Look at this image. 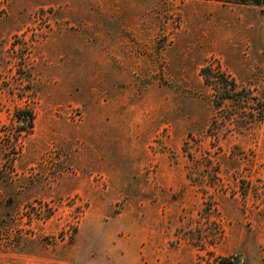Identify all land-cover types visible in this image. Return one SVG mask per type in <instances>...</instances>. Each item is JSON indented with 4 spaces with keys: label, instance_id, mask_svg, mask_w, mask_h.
I'll list each match as a JSON object with an SVG mask.
<instances>
[{
    "label": "rangeland",
    "instance_id": "obj_1",
    "mask_svg": "<svg viewBox=\"0 0 264 264\" xmlns=\"http://www.w3.org/2000/svg\"><path fill=\"white\" fill-rule=\"evenodd\" d=\"M235 259L264 264V9L0 0V264Z\"/></svg>",
    "mask_w": 264,
    "mask_h": 264
},
{
    "label": "trees",
    "instance_id": "obj_2",
    "mask_svg": "<svg viewBox=\"0 0 264 264\" xmlns=\"http://www.w3.org/2000/svg\"><path fill=\"white\" fill-rule=\"evenodd\" d=\"M221 1H224V2H227V3L249 4V5H253V6L260 7V8L264 9V0H221ZM201 72H202V76H204L205 81L207 82V79H206L207 78V73H210V71L205 68ZM214 78H216V80H218L217 83L220 86H222L223 89H225L227 80H225L223 78V75H221V76H219V75L217 76L216 75ZM227 83H228L227 85L229 87H232V88L235 87V84H234V82L232 80H229ZM218 95L219 94H215L214 97H213L214 98L213 99V106H215V107L216 106L219 107L218 102L215 101V99H216L215 96H218ZM232 97L233 96H229L227 93H223L222 96H220L218 99H219V101H221V99L230 100V99H232Z\"/></svg>",
    "mask_w": 264,
    "mask_h": 264
},
{
    "label": "crops",
    "instance_id": "obj_3",
    "mask_svg": "<svg viewBox=\"0 0 264 264\" xmlns=\"http://www.w3.org/2000/svg\"><path fill=\"white\" fill-rule=\"evenodd\" d=\"M248 263H249V264H257L258 262L255 261V260H254V261H251V260L249 259V260H248Z\"/></svg>",
    "mask_w": 264,
    "mask_h": 264
},
{
    "label": "water",
    "instance_id": "obj_4",
    "mask_svg": "<svg viewBox=\"0 0 264 264\" xmlns=\"http://www.w3.org/2000/svg\"><path fill=\"white\" fill-rule=\"evenodd\" d=\"M237 262H238V260H237V259H235V260H234V262H233V264H237Z\"/></svg>",
    "mask_w": 264,
    "mask_h": 264
}]
</instances>
